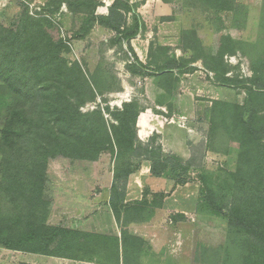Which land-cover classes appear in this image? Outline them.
I'll use <instances>...</instances> for the list:
<instances>
[{
  "label": "rangeland",
  "instance_id": "rangeland-1",
  "mask_svg": "<svg viewBox=\"0 0 264 264\" xmlns=\"http://www.w3.org/2000/svg\"><path fill=\"white\" fill-rule=\"evenodd\" d=\"M81 1V12L73 13L59 0H0L1 27L22 20L29 30L47 35L33 39L24 53L33 49L30 58L22 56L6 66L21 91L0 80V149L1 132L14 107L23 106L29 119L56 129L53 110L62 102H71L83 114L101 109L111 120L107 108L114 111L135 100L139 118L146 114L151 124L137 127L144 147H161L164 156L191 163L186 176L180 171L164 176L172 183L185 180L194 195L201 186L199 211L178 220L179 225L171 223L172 230L160 236V247L147 240L123 249L115 239L128 232L127 213L122 210L117 220L109 202L114 183L120 192L125 189L123 180L114 178L127 168L126 161L133 168L148 162L138 155L142 151L133 157L126 153L118 162L110 151L88 158L37 154L39 178L27 183L22 172L17 174L18 185L0 201V218L9 220L0 222V228L26 230L40 223L62 227L80 234L85 248L73 257H57L0 246V264H194L196 256L199 261L209 253L218 257L223 249L229 253L231 248V254L244 251L248 234L228 228L214 207L226 212L230 202L249 196V201L262 200L264 139L249 145L242 127H234L236 115L254 111L264 99L248 82L264 75V0H124L128 23L134 24L135 17L140 23L130 44L142 65L115 32L97 22L89 25L90 1ZM94 2L96 15H107L114 0ZM24 37L29 38L28 33ZM49 40L57 45L50 47ZM36 54L46 56L39 63L44 67L40 79L26 72L30 67L25 63ZM171 61L181 67L168 69ZM29 142L20 139L23 146ZM1 156L0 176L13 177ZM142 216L148 221L151 212ZM171 216L165 213L162 223L167 225ZM132 230L152 232L144 226Z\"/></svg>",
  "mask_w": 264,
  "mask_h": 264
},
{
  "label": "trees",
  "instance_id": "trees-1",
  "mask_svg": "<svg viewBox=\"0 0 264 264\" xmlns=\"http://www.w3.org/2000/svg\"><path fill=\"white\" fill-rule=\"evenodd\" d=\"M89 1L86 3L88 8L92 10L88 14L89 25L94 26L97 22V24L115 32L120 40L129 45V51L135 61L142 65L130 44L138 35L140 23L137 17L134 19V24L130 25L128 23V16L124 10L126 7L124 0H114L107 15H96L95 10L98 4L94 0ZM59 2L60 4H67L73 13H80L81 11L78 9L85 5L81 0H59ZM32 30L22 25V20L17 25L8 28L0 26V80L14 89L20 90V86L19 84L16 86V82L12 79V74H9V71L6 69L7 64L13 60L14 64L20 61L24 53L30 50L33 45V39H40L43 36L47 38L46 32L40 31V29ZM26 33H28L29 38L24 37ZM56 45L55 41L50 42V47ZM61 48L62 46L59 45L58 53ZM31 53H33V49ZM31 53L25 54L24 58H30ZM44 60H46L45 55H34L25 63L30 67V70L28 68L26 72H29L34 79H40L44 67L39 63ZM180 67L181 64L179 62L171 61L168 69L176 70ZM248 82L253 89H257L264 96V75L256 76ZM263 101L264 99L259 101V106H256L254 111L250 110L247 112L245 110L236 115L238 125H235L234 128L236 129L238 126L242 127V130L239 128L241 133L244 134V139L245 136H248V140H245L249 145L251 142L258 145L264 139V114L260 115L261 112H264ZM54 109L53 113L57 116L56 129L47 128L46 125H41L31 118L30 120L23 106L14 107L11 110L1 132L2 147L0 154L2 155L3 166L7 168L13 177L7 176L4 178V176H0V201L7 192H13L16 185H18V180L15 179L17 174L22 172L27 177V183H32V180L39 178V175L35 172V166L37 164V154L41 153L42 155L51 156L64 154L70 158H88L92 156L98 157L100 154L110 151L112 154L117 155L116 161L118 162L126 153L128 156L133 157L134 154L142 151L138 155L151 163L150 172L153 177H162L169 172L175 173L178 171L186 176L190 171V162L184 164L178 158L164 156L161 152V147L156 149L144 147L143 142L138 137L137 131L141 110L135 100L123 103L121 108H115L114 111H110L107 108L106 112L110 115L111 120L105 118L101 109L83 114L79 111L78 107L75 108L68 101L60 103ZM95 117H98V122ZM46 133L49 136H46ZM21 138L29 139V146H23L20 143ZM34 138H41V140L37 142ZM248 151L249 149L245 150V153L250 155ZM126 163L127 168L123 170L121 175L117 173L114 178L116 182L123 180L125 189L120 192L116 184H113L109 206L117 220L121 219L122 210H125L127 213L125 218L129 226L136 221H145L142 216L143 213L149 210L152 215L153 209L159 205L161 206V202L169 194L164 192L154 194L152 203L147 199H143L141 202L135 204L127 203L126 185L131 175L136 173L142 164L133 168L128 161ZM187 184L185 180L174 182L172 191L178 186H185ZM201 193L202 189L200 188V196ZM145 194L147 196L151 194V191L146 189ZM261 196L262 200L260 198L259 203L249 201L250 196L242 200H236L234 203L230 202L228 203L229 210L226 212H223L222 207H214L215 212L227 220L228 228L232 227L233 230H236L237 234H248L245 250L243 251L242 248L241 252L237 253L233 251L231 254V248L228 249L229 253L226 249H223V254L218 257L209 253L207 257L205 255L206 258L204 257L203 260L199 261H197L198 256H196L194 264H264V204L262 203V201L264 202V190ZM200 201L201 198L199 203ZM199 203L197 212L199 211ZM223 208H228V206H224ZM12 215L17 217L19 214L13 213ZM213 215L215 214L213 213ZM21 217L18 218L17 224L21 223L23 219ZM172 218L174 221L185 219L183 215H175ZM8 221L6 217L0 218V222L2 223ZM12 224L14 225L15 223ZM2 227L0 228V246L11 251L57 257H73V253H81L85 248V244L81 242L82 236L70 229L53 227L44 223L37 224L34 227L30 226L26 230L16 228L12 231L2 229ZM115 241L123 249L133 243L143 244L147 242L144 238L129 231V228L128 232H123L122 237L120 239L116 238ZM234 255L236 256V260L232 259ZM216 259L217 262L212 261Z\"/></svg>",
  "mask_w": 264,
  "mask_h": 264
},
{
  "label": "crops",
  "instance_id": "crops-1",
  "mask_svg": "<svg viewBox=\"0 0 264 264\" xmlns=\"http://www.w3.org/2000/svg\"><path fill=\"white\" fill-rule=\"evenodd\" d=\"M141 116H143L142 118H139L138 121V127L143 129L145 127H150V120L147 119V115L146 114H142ZM142 120V122H141ZM147 121V122H146ZM143 123V124H141ZM146 135V134H145ZM142 133L139 132V138L141 140L142 139ZM151 163L150 162H143L142 166L140 167V169L134 173L133 175H131L130 179H129V185L127 188V203H138L141 202L143 199H147L150 203L153 202L154 200V194L160 193V192H164L166 194H169L162 202H161V206L159 205L158 207H156L154 210V212L151 215V219H149L148 221H143L144 223L142 224V222L139 223V221L133 222L131 223L128 227L130 228V231L141 237L144 238L146 241L149 240L152 242L153 247L156 249V247H160L162 244L161 241V237L162 233H164V230H170L171 226L170 224H174V222H177V224L179 223V221H174V219L172 218L175 215H183V216H191L193 214H197V206L200 200V188L201 186H197L198 190H197V194L198 195H194V193L188 189L190 186L187 184L185 186H178L175 190L172 191V188L174 187V183L169 182V180H166L165 176L162 177H153L151 175ZM189 186V187H188ZM193 187V186H191ZM146 189H149L151 191V194L145 196V192ZM191 194V195H190ZM161 212V213H160ZM160 213V214H159ZM165 213H169V215L171 216V220L169 219L168 222L166 221L167 225H164L162 223L163 221V216L165 215ZM158 215L159 216L158 218ZM163 224V228L162 227ZM146 225V226H145ZM179 225V224H178ZM137 226L139 227H145L149 228V230H152V232H148L147 231V235L145 230H142V233H136L135 231H133V228H137ZM133 227V228H132ZM172 230V229H171ZM144 232V233H143ZM149 234L151 236L152 234V238L149 237ZM156 236V239H154V237ZM162 250V248H160ZM159 249V250H160ZM158 250V249H157Z\"/></svg>",
  "mask_w": 264,
  "mask_h": 264
},
{
  "label": "bare ground",
  "instance_id": "bare-ground-1",
  "mask_svg": "<svg viewBox=\"0 0 264 264\" xmlns=\"http://www.w3.org/2000/svg\"><path fill=\"white\" fill-rule=\"evenodd\" d=\"M142 118V117H141Z\"/></svg>",
  "mask_w": 264,
  "mask_h": 264
}]
</instances>
